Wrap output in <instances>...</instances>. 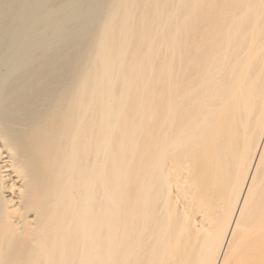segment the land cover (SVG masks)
<instances>
[{"label":"bare ground","instance_id":"6f19581e","mask_svg":"<svg viewBox=\"0 0 264 264\" xmlns=\"http://www.w3.org/2000/svg\"><path fill=\"white\" fill-rule=\"evenodd\" d=\"M0 264H264V0H0Z\"/></svg>","mask_w":264,"mask_h":264}]
</instances>
